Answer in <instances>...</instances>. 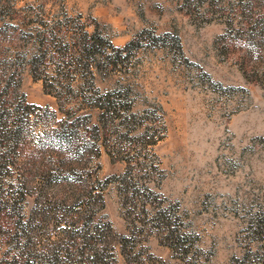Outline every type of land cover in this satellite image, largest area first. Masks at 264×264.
I'll list each match as a JSON object with an SVG mask.
<instances>
[{
  "label": "rangeland",
  "instance_id": "obj_1",
  "mask_svg": "<svg viewBox=\"0 0 264 264\" xmlns=\"http://www.w3.org/2000/svg\"><path fill=\"white\" fill-rule=\"evenodd\" d=\"M161 262L264 264V0H0V264Z\"/></svg>",
  "mask_w": 264,
  "mask_h": 264
},
{
  "label": "trees",
  "instance_id": "obj_2",
  "mask_svg": "<svg viewBox=\"0 0 264 264\" xmlns=\"http://www.w3.org/2000/svg\"><path fill=\"white\" fill-rule=\"evenodd\" d=\"M107 110H109V107H108V109ZM53 133H54V131H53ZM160 264H163V262H161Z\"/></svg>",
  "mask_w": 264,
  "mask_h": 264
}]
</instances>
